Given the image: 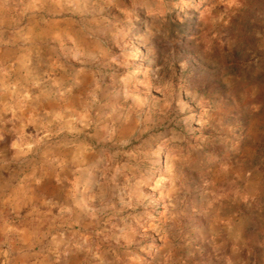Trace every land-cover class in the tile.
<instances>
[{"label": "rangeland", "instance_id": "obj_1", "mask_svg": "<svg viewBox=\"0 0 264 264\" xmlns=\"http://www.w3.org/2000/svg\"><path fill=\"white\" fill-rule=\"evenodd\" d=\"M0 264H264V0H0Z\"/></svg>", "mask_w": 264, "mask_h": 264}]
</instances>
